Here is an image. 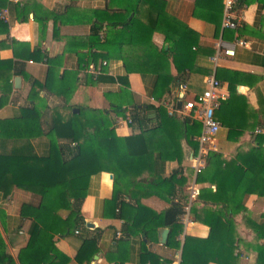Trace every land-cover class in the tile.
<instances>
[{"label": "crops", "instance_id": "crops-1", "mask_svg": "<svg viewBox=\"0 0 264 264\" xmlns=\"http://www.w3.org/2000/svg\"><path fill=\"white\" fill-rule=\"evenodd\" d=\"M164 1L168 18L176 24L171 28L156 24L154 42L158 47L165 46L167 50L172 48V44L165 43L166 36L172 39L182 36L183 43L175 45V57L170 60L169 71L177 80L171 83L170 91L158 100L152 84L155 74L151 75L153 79L148 74L146 79L139 73L127 74L123 60L112 58L100 61H108L109 66L106 67L105 75L95 79L84 64L83 67L80 64L83 58H89L90 53H103L95 48L90 49L92 28L96 24L92 14L104 10L108 0H0V21L8 26V33H4L0 25V101L3 92L9 93L8 100L0 105V141H29L39 157L47 158L52 146L50 135L54 134L57 138L55 130L49 132L53 118L57 114L64 119L71 114H79L82 119L81 108L110 111L109 117L119 137L139 134L140 130L127 120L133 105L123 106L125 116L111 111L112 107L121 103L119 99L123 91H129L134 105L146 110L148 129H156L161 120L156 119L155 110H148L149 105L165 108L168 112L163 102L177 105L183 84L188 85L186 99L189 100L202 93L207 87L206 78L214 75L228 95L227 101L216 112L221 125L214 144L216 153L226 160L246 154L250 156L248 160L251 166H255V154L264 153V141L259 143L257 140V136H264V0H242L243 6L237 11L240 25L235 31L222 29L223 0ZM21 10L24 15L28 13L25 22L18 21V18L21 19ZM68 12L73 16L71 22H62ZM106 29L107 25H102L101 37ZM239 40L244 41L245 45H239ZM227 50H233L234 55L227 54ZM174 60L182 67L181 73ZM185 61L192 71L184 68ZM10 62L11 66L4 65ZM126 75L128 86L120 80ZM17 78L20 80L18 85L15 84ZM33 109L41 111V121L36 117H22L25 110ZM177 117L179 120H189L185 123V135H194L197 144L201 124L189 117ZM232 128L240 130V133H233L235 140L230 138ZM172 131L173 128L164 124L162 130L152 134L155 138H147L142 143V151L160 165L159 169L165 165L163 177L178 172V177L185 180L182 185H177L179 192L175 197L165 200L151 192L147 183H139L135 185L137 189L134 186L131 188V196L124 197L127 206L137 207L140 204L156 213H163L172 205L184 204L185 191H190L195 178L192 156L197 150L184 135L185 138L180 142L182 161L171 160L169 150H172L175 140ZM11 148L12 145L9 150ZM258 161L264 164V159L259 158ZM254 178V173L247 169L235 194L244 201L248 210L235 220L244 225L240 233L248 239L251 247L259 245L251 222H264V197L245 195L244 192ZM197 184L199 191L214 188L210 183L201 184L197 181ZM113 192V174L101 172L92 176L81 206V216L86 225L76 229L66 220L68 215L61 211L56 194L45 190L35 218L43 228L55 235V245L68 258L67 264H168L179 258L182 262L186 237L206 239L210 235V228L190 214L191 204L196 199H188L179 248H170L167 243H161L159 231L165 228L170 234L168 227H160L157 234L151 233L147 237L139 231V226L138 234L124 238L121 230L126 219L134 221L136 215L129 213L125 219L116 218L115 212L108 208ZM32 196L30 191L16 186L9 196L0 194V209L9 217L0 219V234L7 243V253L14 259L13 264H27L25 260L19 259V255L29 241L26 230L30 220L21 219V211L24 205L33 203ZM205 205L203 201H198L192 207L202 210ZM209 207L213 206L209 204ZM19 226L24 229L19 231ZM241 249L244 256L239 264L257 263V251L254 248H250L249 252L246 247L241 246ZM56 262L63 264L59 259Z\"/></svg>", "mask_w": 264, "mask_h": 264}, {"label": "trees", "instance_id": "trees-1", "mask_svg": "<svg viewBox=\"0 0 264 264\" xmlns=\"http://www.w3.org/2000/svg\"><path fill=\"white\" fill-rule=\"evenodd\" d=\"M240 1L238 10L243 6L242 0ZM165 7L164 0H108L104 10L92 14L96 24L92 28L90 49L95 48L103 53H90L88 59L81 60L82 67L84 64L87 69L92 61L98 63L105 59L120 58L127 74L139 73L145 79L146 74L151 79V75H156L152 82L154 95L161 100L170 91L171 83L177 80L169 71L170 60L175 57V45L183 43L182 36L178 39L166 36L165 43H171L172 48L167 50L165 46L158 47L155 44L156 24L169 26L168 28L176 24L168 18ZM19 15V22H25L29 17L28 13L24 15L22 10ZM71 17L73 16L68 12L62 22H71ZM104 24L107 29L101 37L100 32ZM0 25L3 32L8 33V26L2 21ZM178 63L174 60L178 72L181 73L182 67ZM4 65L11 66V62ZM184 68L193 70L188 63ZM120 80L125 86L129 85L127 75ZM123 92L119 99L121 103L112 107L111 111L125 116L123 106L133 105L132 126L140 130L139 134L119 137L115 132L114 122L109 117L110 111L81 108L82 119L79 114H71L67 119L57 114L53 118L49 132L55 130L57 138L52 140L51 152L47 158L39 157L29 141H0V194L9 196L16 186L30 191L33 195V203L24 205L21 211V219H29L30 222L26 230L29 241L20 251V260H25L27 264H59L56 262L58 259L60 263H68V258L61 254L55 245V235L39 224L35 218L36 214L41 207L45 190L49 189L56 194L61 211L68 215L66 220L76 229L85 226L81 206L87 196L90 178L101 172L114 175L113 197L108 202V208L115 212L114 216L125 219L126 215L131 213L137 217L131 222L126 219L121 230L124 238H130L139 231L149 237L151 233L157 234L160 227H168L170 234L167 246L180 247L179 237L184 230L183 219L188 207L189 189L185 191L184 204L172 205L163 213H156L140 204H137V207L127 206L124 197L131 196L129 192H132L133 186L136 188V184L147 183L151 192L169 200V197L171 199L179 192L177 185L184 183L185 180L178 177V172L170 177H163L165 165L159 169L160 165L142 151V143L147 138H155L152 134L162 130L164 124L173 128L172 136L175 140L171 150L173 153L169 150L171 160H178L179 163L182 161L180 142L183 138L186 137L196 150L198 143L195 144L194 135H185V123L189 120H179L177 115L169 116L165 108L148 106V110L156 111V119L161 120L159 127L148 129L146 110L134 105L129 91ZM8 97L9 93L3 92L0 105H3ZM22 117H36L40 121L43 119L41 111L37 109L25 110ZM235 132L240 133V130H230V138L233 140L236 139L232 136ZM257 140L262 143L264 136H257ZM255 155L256 165L251 166L248 160L250 156L246 154H239L234 160H226L216 152L210 153L206 169L198 176L197 181L201 184L210 183L215 189H202L191 204L193 206L198 201H203L206 204L204 209L199 210L192 206L190 208V214L210 228V235L206 239L186 237L181 264H239L244 256L241 246L246 247L248 252L250 248H254L257 251L256 264H264V222H251L259 241V245L251 247L248 239L240 233L243 224H238L235 220L240 214L248 212L244 201L235 196L247 169L254 173L255 178L245 189V195L257 194L264 197V164L258 161L259 158L264 159V153ZM209 204L213 207H209ZM5 216V211L0 209V219ZM139 226L141 229L138 231ZM17 229L20 231L24 227L19 226ZM13 263V257L7 253V243L0 234V264Z\"/></svg>", "mask_w": 264, "mask_h": 264}, {"label": "built area", "instance_id": "built-area-1", "mask_svg": "<svg viewBox=\"0 0 264 264\" xmlns=\"http://www.w3.org/2000/svg\"><path fill=\"white\" fill-rule=\"evenodd\" d=\"M224 14L222 20L223 30H237L240 25V18L237 15L238 0H223ZM3 16V15H2ZM239 45H245L244 41L239 40ZM227 54L234 55L233 50H227ZM109 66L108 61H102L97 63L92 61L87 68V72L95 79L106 74V67ZM206 89L200 93L194 95L192 99L187 100L188 85H182V93L180 100H184L182 109L179 110L177 105L170 104V102H163V106L168 108L169 114L181 115L189 117L194 120H198L201 124V134L196 139L198 143V149L195 155L192 156L193 168L195 172V178L190 187L189 201H193L199 195V188L196 177L203 173L207 166V158L210 153L217 152L214 146L216 137L221 129V125L216 118V112L227 101L228 95L225 93L221 86L220 81L214 76H208L205 80ZM128 123H132L131 112L127 116ZM259 132V131H257ZM79 233V231H76ZM120 233H118L119 235ZM172 264H181V258L174 261Z\"/></svg>", "mask_w": 264, "mask_h": 264}, {"label": "water", "instance_id": "water-1", "mask_svg": "<svg viewBox=\"0 0 264 264\" xmlns=\"http://www.w3.org/2000/svg\"><path fill=\"white\" fill-rule=\"evenodd\" d=\"M19 81H20L19 78H17V79L15 80V84L18 85V84H19ZM177 107H178L179 110L182 109V101H181V100L177 102ZM50 138H51L52 140H54V139H55V135H54V134H51V135H50ZM111 178H113L112 175H111ZM88 226H89V227H93L92 224H90V225L88 224ZM159 235H160V241H161V243H162V244H166V243H167V239H168V235H169V230L163 228V229H161V230L159 231Z\"/></svg>", "mask_w": 264, "mask_h": 264}, {"label": "rangeland", "instance_id": "rangeland-1", "mask_svg": "<svg viewBox=\"0 0 264 264\" xmlns=\"http://www.w3.org/2000/svg\"><path fill=\"white\" fill-rule=\"evenodd\" d=\"M136 74V73H135ZM210 159V158H209ZM209 159L207 158V161H209Z\"/></svg>", "mask_w": 264, "mask_h": 264}]
</instances>
